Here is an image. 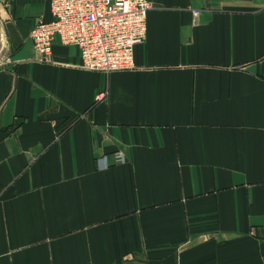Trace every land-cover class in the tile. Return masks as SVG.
<instances>
[{"label":"crops","instance_id":"crops-1","mask_svg":"<svg viewBox=\"0 0 264 264\" xmlns=\"http://www.w3.org/2000/svg\"><path fill=\"white\" fill-rule=\"evenodd\" d=\"M150 1L106 73L0 0V264H264V0Z\"/></svg>","mask_w":264,"mask_h":264},{"label":"built area","instance_id":"built-area-1","mask_svg":"<svg viewBox=\"0 0 264 264\" xmlns=\"http://www.w3.org/2000/svg\"><path fill=\"white\" fill-rule=\"evenodd\" d=\"M152 7L150 0H51L52 19L39 20L30 38L43 61H51L59 40L79 48L85 69L129 70L136 65V45L147 37ZM116 158L124 160L119 153Z\"/></svg>","mask_w":264,"mask_h":264}]
</instances>
